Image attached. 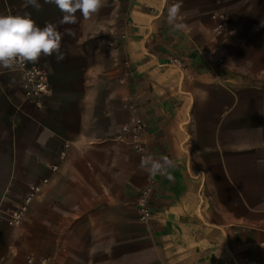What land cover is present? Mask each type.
Instances as JSON below:
<instances>
[{"label": "crops", "instance_id": "obj_1", "mask_svg": "<svg viewBox=\"0 0 264 264\" xmlns=\"http://www.w3.org/2000/svg\"><path fill=\"white\" fill-rule=\"evenodd\" d=\"M39 3L0 0V14L57 25L63 55L29 64L48 75L41 107L0 68V264H264V0H103L74 24ZM134 119L143 153L118 139ZM148 155L172 160L169 175L142 168Z\"/></svg>", "mask_w": 264, "mask_h": 264}, {"label": "clouds", "instance_id": "obj_2", "mask_svg": "<svg viewBox=\"0 0 264 264\" xmlns=\"http://www.w3.org/2000/svg\"><path fill=\"white\" fill-rule=\"evenodd\" d=\"M52 3L63 13L61 24L76 23V13L79 12L85 19H90L103 6V0H44ZM32 6L37 11L41 9L39 0H25V6ZM181 5L173 3L168 7L167 21L176 31H182L186 26L181 22ZM67 35H73L66 29ZM62 34L57 25L46 23L38 26L31 18L30 13L0 14V68L10 69L14 66H23L26 62H36L43 56L56 55L59 61L63 59L60 52ZM174 163L164 156L155 159L151 155L145 156L141 167L147 169L151 176L157 174L168 176V169ZM170 178V177H169Z\"/></svg>", "mask_w": 264, "mask_h": 264}, {"label": "built area", "instance_id": "obj_3", "mask_svg": "<svg viewBox=\"0 0 264 264\" xmlns=\"http://www.w3.org/2000/svg\"><path fill=\"white\" fill-rule=\"evenodd\" d=\"M172 61L178 68H185V62L179 57H172ZM29 64L30 62H26L23 66L17 65L14 67L21 72V76L25 82V93L28 99L38 107H41L44 100H46V98L50 95L48 75L44 72V70L38 67H31ZM148 130L149 126L146 122L142 119H134L132 122L121 128L118 134V139L127 143L128 146L135 151L143 153L148 149L146 140V136L149 133ZM68 148L69 146L67 145L66 148L55 157V162L51 167L52 170L58 171L64 164L68 156ZM47 182L48 180H43L42 184H35L31 186L23 196L21 203L17 207L11 209L8 220L11 225H22L29 207ZM148 195V192H144L143 198L139 202V206L145 218L150 213V209L148 207Z\"/></svg>", "mask_w": 264, "mask_h": 264}]
</instances>
